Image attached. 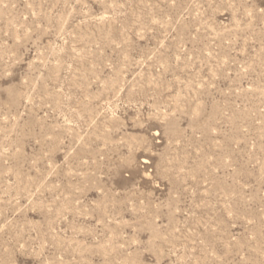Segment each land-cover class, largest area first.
<instances>
[{
  "label": "rangeland",
  "instance_id": "rangeland-1",
  "mask_svg": "<svg viewBox=\"0 0 264 264\" xmlns=\"http://www.w3.org/2000/svg\"><path fill=\"white\" fill-rule=\"evenodd\" d=\"M0 264H264V0H0Z\"/></svg>",
  "mask_w": 264,
  "mask_h": 264
}]
</instances>
